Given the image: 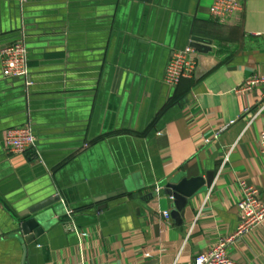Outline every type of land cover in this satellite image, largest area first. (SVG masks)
I'll return each mask as SVG.
<instances>
[{
    "label": "crops",
    "instance_id": "0c3cea01",
    "mask_svg": "<svg viewBox=\"0 0 264 264\" xmlns=\"http://www.w3.org/2000/svg\"><path fill=\"white\" fill-rule=\"evenodd\" d=\"M213 1L0 0V48L25 33L31 88L5 78L0 61V264L23 260L12 214L54 191L58 222L28 245V264H194L236 230L240 179L264 199L261 92H237L264 75V0H241L223 20ZM194 38L207 42L194 48V77L167 85L173 52ZM32 121L36 148L8 153L6 130ZM212 170L177 223L162 185ZM132 175L131 197L104 199ZM230 253L264 264V224Z\"/></svg>",
    "mask_w": 264,
    "mask_h": 264
},
{
    "label": "built area",
    "instance_id": "2783aa9c",
    "mask_svg": "<svg viewBox=\"0 0 264 264\" xmlns=\"http://www.w3.org/2000/svg\"><path fill=\"white\" fill-rule=\"evenodd\" d=\"M24 5L38 0H10ZM241 0H214L211 5V14L220 20L240 11ZM0 61L2 74L5 78L30 77L29 53L25 33L20 38L10 44L5 45L0 50ZM197 61L195 49L187 46L184 49L173 52L169 60L165 73L164 82L172 87L177 86L183 79L194 77ZM27 83H30L27 81ZM258 90L261 92L260 106L254 117L264 111V75H255L247 79L237 92H248ZM250 109H247V112ZM253 119V118H252ZM229 126L226 125L222 130ZM4 148L11 154H25L36 148L37 136L30 124L17 126L6 130L3 137ZM259 145L264 154V130L260 133ZM228 157L225 162H227ZM240 196L237 206L240 212V222L236 230L224 237H220L218 242L207 250L201 252L194 264H241L230 253V247L239 239H242L250 232L264 224V199L260 196L259 189L244 179L239 181ZM211 191L209 192V194ZM68 213H72L71 211ZM168 216L169 213L166 212ZM75 228V227H74ZM76 230V229H75Z\"/></svg>",
    "mask_w": 264,
    "mask_h": 264
},
{
    "label": "water",
    "instance_id": "95a60500",
    "mask_svg": "<svg viewBox=\"0 0 264 264\" xmlns=\"http://www.w3.org/2000/svg\"><path fill=\"white\" fill-rule=\"evenodd\" d=\"M123 4H127L130 8H138L142 5L141 2H150V0H120ZM22 33V32H21ZM20 38V37H19ZM17 38L16 40H18ZM15 40V41H16ZM207 45L206 41L202 39L194 38L191 42V47L195 48L198 51H203ZM5 45H2L0 49H2ZM23 79V78H21ZM30 79V77H29ZM24 81V92H30L31 88L26 87L27 81ZM23 122L22 124H24ZM28 124V122L26 123ZM34 122L32 121L30 125L34 130L35 126L33 125ZM215 172L208 171L205 176H198L193 178L183 177L179 179L178 177H174L165 182L162 185V191L165 195L169 196L172 200L171 206V216L173 219L179 223H183V216L185 214V209L189 202L193 199L195 195H197L200 191L204 188H209L213 184L215 180ZM136 176L132 175L130 178L131 184H125V187L118 189L116 192L108 194L106 198H114L117 196H132V194L136 191V187L132 186V181L136 180ZM152 183L147 184V186H151ZM151 196H158V190H154ZM30 203L27 204V207L22 210H18L15 214H12L15 227L13 229L14 232L17 233V236L23 242V260L22 264H28L27 256H28V245L36 242L40 237L45 235L47 231H49L57 220V215L59 214V204L62 202V196L57 192L54 191L53 193H49L45 198L42 199H32L29 201ZM5 204V200L3 197V192L0 190V211L2 210L1 206ZM65 205L64 203H62ZM65 210V217H73L75 209L69 208L67 206ZM106 208V205L103 207L99 206L98 209L103 210ZM72 213H68V212ZM57 216V217H56ZM0 214V224L2 223ZM74 222V221H73Z\"/></svg>",
    "mask_w": 264,
    "mask_h": 264
},
{
    "label": "trees",
    "instance_id": "16d2710c",
    "mask_svg": "<svg viewBox=\"0 0 264 264\" xmlns=\"http://www.w3.org/2000/svg\"><path fill=\"white\" fill-rule=\"evenodd\" d=\"M183 80H184V79H183ZM183 80H182V81H183Z\"/></svg>",
    "mask_w": 264,
    "mask_h": 264
}]
</instances>
